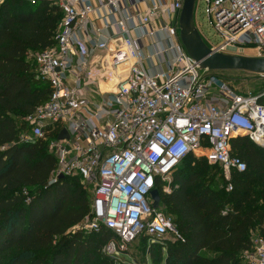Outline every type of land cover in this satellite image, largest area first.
<instances>
[{"label": "built area", "instance_id": "obj_1", "mask_svg": "<svg viewBox=\"0 0 264 264\" xmlns=\"http://www.w3.org/2000/svg\"><path fill=\"white\" fill-rule=\"evenodd\" d=\"M28 1L53 3L62 16L55 43L28 55L49 95L24 117L23 137L56 135L48 142L56 161L49 183L78 176L90 191V214L77 227L110 230L103 251L112 257L137 237L180 238L160 202L153 207L151 191L170 193L179 163L199 151L220 167L230 191L232 173L246 169L232 139L246 136L264 147V90L238 93L199 72L179 37L184 0L100 1V26L90 19L92 0ZM196 1L222 37L212 49L237 54L254 45L264 55V0ZM253 75L264 82V72ZM251 241L244 262L264 264L257 229Z\"/></svg>", "mask_w": 264, "mask_h": 264}, {"label": "trees", "instance_id": "obj_2", "mask_svg": "<svg viewBox=\"0 0 264 264\" xmlns=\"http://www.w3.org/2000/svg\"><path fill=\"white\" fill-rule=\"evenodd\" d=\"M61 16V9L48 1L0 3V264L116 260L103 252L110 230L77 227L90 214L91 200L80 177L49 183L56 161L48 142L56 135L23 137L27 125L22 119L49 95V84L37 77L28 55L55 43ZM261 90L264 83L254 92ZM259 101L264 104V95ZM232 151L246 169L232 173L230 191L220 167L193 154L173 172V190H160L159 206L180 235L146 244L150 250L155 245L165 249L162 264H246L243 253L252 248L251 231L257 229L264 238V147L238 136Z\"/></svg>", "mask_w": 264, "mask_h": 264}, {"label": "rangeland", "instance_id": "obj_3", "mask_svg": "<svg viewBox=\"0 0 264 264\" xmlns=\"http://www.w3.org/2000/svg\"><path fill=\"white\" fill-rule=\"evenodd\" d=\"M204 8L205 3L203 1H196L194 7V23L204 43L211 48L222 42V37L213 28V26L208 23ZM255 52L256 49L254 45H245L244 51L242 53H237L236 55L264 57L263 54V56H258ZM199 72L201 74H215L219 80L234 88L238 93L257 91L264 83L262 78L254 76L253 72H246L242 70L210 71L199 68ZM95 87L96 85L89 86L92 90ZM22 120H24V118ZM200 153H202V151H199L197 155H193L196 158L203 157ZM213 170L216 173V187L219 188L222 184L216 179V177L220 174V169L216 167ZM165 238L174 239L171 233H169ZM151 242H153L151 238L144 239L143 237H137L136 240L129 245L125 252L116 253V260H114V264H162L165 249L161 250V247L157 245H155L151 250L146 248V244L149 245ZM148 250L150 251L148 252Z\"/></svg>", "mask_w": 264, "mask_h": 264}, {"label": "water", "instance_id": "obj_4", "mask_svg": "<svg viewBox=\"0 0 264 264\" xmlns=\"http://www.w3.org/2000/svg\"><path fill=\"white\" fill-rule=\"evenodd\" d=\"M195 2L196 0H184L178 23L181 43L189 56L198 62L199 67L210 71L242 70L253 73L264 72V57L222 53L209 48L204 43L194 23ZM65 136H67L65 130L59 134V138H64ZM151 196L154 200L153 207L156 208L160 202L158 189H153Z\"/></svg>", "mask_w": 264, "mask_h": 264}, {"label": "crops", "instance_id": "obj_5", "mask_svg": "<svg viewBox=\"0 0 264 264\" xmlns=\"http://www.w3.org/2000/svg\"><path fill=\"white\" fill-rule=\"evenodd\" d=\"M100 1L105 2L106 0H92L93 5L96 7V11L90 16V19L97 26L101 25L100 17L106 14V10L103 7H99ZM145 5H140V9H144ZM98 54H101L98 52Z\"/></svg>", "mask_w": 264, "mask_h": 264}]
</instances>
